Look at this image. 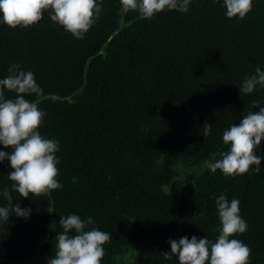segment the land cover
Here are the masks:
<instances>
[{"label": "trees", "instance_id": "1", "mask_svg": "<svg viewBox=\"0 0 264 264\" xmlns=\"http://www.w3.org/2000/svg\"><path fill=\"white\" fill-rule=\"evenodd\" d=\"M100 4L101 0H97ZM96 23L75 38L50 19L11 28L0 14V79L13 64L34 73L42 89L25 95L46 115L38 131L56 140L61 188L12 203L28 218L0 220V264H47L55 255L61 216H89L111 235L101 264H179L168 240L215 241L216 198L238 199L247 230L230 238L264 264V141L255 150L260 172L225 176L205 161L228 146L223 132L264 99V88L240 94L244 78L264 70V0L244 19L226 17L223 0H190L188 11L151 19L103 0ZM15 92L5 89V97ZM264 106V103H262ZM211 132L203 136V125ZM0 151L10 152L0 144ZM0 162V192L11 189ZM8 201L0 195V206ZM56 225L54 229L52 223Z\"/></svg>", "mask_w": 264, "mask_h": 264}, {"label": "clouds", "instance_id": "2", "mask_svg": "<svg viewBox=\"0 0 264 264\" xmlns=\"http://www.w3.org/2000/svg\"><path fill=\"white\" fill-rule=\"evenodd\" d=\"M97 0H0L2 22L11 28L29 27L43 18L49 11L50 19L70 32L75 38L84 35L96 23L102 10ZM190 0H120L121 10L139 13L141 19H151L165 10L187 12ZM253 0H223L226 17L244 19L252 10ZM9 75L0 79V144L10 148V152L0 151V162L7 160L13 169L8 173L12 181L11 189L4 188L2 195L8 203L0 206V220L8 223L9 217L28 218L31 209L13 204L12 190L19 197L28 198L50 193L62 187L56 177L59 175L57 157L59 143L44 138L38 128L45 113L34 102L25 99V95L42 93L36 83L34 73L21 70L13 64L8 69ZM260 86L264 88V70L259 66L255 74L244 78L240 94H251ZM5 89L15 92L14 99L5 97ZM264 99L253 101V108L242 115L239 124H232L223 132V142L228 146L226 152L214 162L205 161V167L212 173L220 170L225 176L243 175L253 165L254 171L260 172L261 157L255 150L264 141ZM211 132V124L203 125V136ZM216 207L220 227L215 229L219 235L215 241L207 237L189 239L187 236L178 241L169 239L170 251L163 252L165 259L178 258L179 264H250L251 249L239 239L230 238L247 230V222L240 215L239 200L221 194L216 198ZM94 220L89 216L82 220L76 214L61 216L59 225L62 232L56 233L55 255L48 258L47 264H101L105 255L103 245L111 235L97 228L85 230ZM55 222L51 227L54 229Z\"/></svg>", "mask_w": 264, "mask_h": 264}]
</instances>
